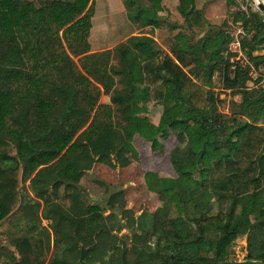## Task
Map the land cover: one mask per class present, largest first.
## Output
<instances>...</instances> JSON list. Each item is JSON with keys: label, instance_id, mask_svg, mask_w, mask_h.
I'll return each instance as SVG.
<instances>
[{"label": "trees", "instance_id": "1", "mask_svg": "<svg viewBox=\"0 0 264 264\" xmlns=\"http://www.w3.org/2000/svg\"><path fill=\"white\" fill-rule=\"evenodd\" d=\"M186 1L179 0L180 14L185 22L190 17L199 22L201 12L193 0L185 9ZM123 5L134 26H159L137 0ZM93 15L94 0H0V235L6 243L0 241V264H46L49 237L34 240L18 223L23 211L33 219L40 208L37 202L27 205L20 192L28 181L43 203L42 218L52 220L47 264H73V254L77 264H86L79 262L80 244L94 242L92 254L102 258L108 240L101 210L93 204L80 217L72 213L85 172L126 164L113 152L112 105L127 113L128 139L138 136L153 152L170 133L177 142L169 156L175 177L145 175L164 210L135 219L123 211L129 227L144 235L138 236L143 246L152 250L148 240L157 237L151 264L233 261L232 247L241 237L245 260L264 262L263 17L232 13L242 31L239 56L232 49L235 38L224 28L195 44L187 34L177 35L171 55L145 32L91 52ZM116 75L123 90L116 89ZM215 75L221 90L239 97L225 113L213 89ZM48 87L56 88L58 99L46 93ZM101 95L111 104L100 103ZM148 102L162 106L157 125L142 116ZM61 197L70 201L67 207L55 202Z\"/></svg>", "mask_w": 264, "mask_h": 264}, {"label": "rangeland", "instance_id": "2", "mask_svg": "<svg viewBox=\"0 0 264 264\" xmlns=\"http://www.w3.org/2000/svg\"><path fill=\"white\" fill-rule=\"evenodd\" d=\"M118 1L120 0H94V20L92 19L91 37L89 39L91 52L113 49L131 35L145 32L140 27H134L129 24L130 21L127 19L126 12H123L118 6ZM212 1V5L204 6L206 8V23L208 22L210 28L213 27L210 31L213 33L212 35H217L222 28L229 30L233 38L242 35L240 23L232 22V13L234 12L242 11L245 13L253 11L259 13L264 19V16L255 5L258 0H231L233 1L232 4H228V0ZM105 2H108L109 5L107 6ZM224 22L226 23L225 26H223ZM100 44L101 47L99 46ZM76 60L77 58H75ZM117 64V59L114 58L112 65L117 66ZM259 73L264 80V71L261 70ZM114 78L117 82L116 89L119 91L123 90V80L117 75ZM212 83L214 91L222 99L219 110L225 113L229 110L231 101H239V97L232 96L229 91L221 90V84L216 75L213 76ZM259 84H264V81ZM249 85L252 86L253 83L250 82ZM137 86L139 91L144 88L141 83H138ZM46 93L58 99L56 88L48 87ZM137 100L143 104L140 97ZM99 102L111 104L109 97L106 95H101ZM112 107L116 133L113 152L118 154L116 156L119 157V161L125 160L126 164L125 166L118 164L113 169L103 165H95L91 170L85 172L81 178L80 187L83 192L80 195H75L74 211L76 213L72 214L80 217L81 213L85 211L86 205L96 204L104 217L107 229L104 238L108 240L106 244L105 242L102 244L103 247L100 249V251L102 250V258L100 260L98 256L92 254L96 250V242H94L95 248L88 251L82 261H85L86 264H104L106 260L110 259L114 262L121 260L124 264H151L155 259L154 250L157 237L154 236L148 240V245H150L152 250L143 246L138 236L144 237V235L135 228L129 227L123 211H128L130 217L135 219L142 213H154L164 210L157 195L148 190L145 183V175L154 173L164 178L175 177L169 163V156L177 142L174 135L170 133L168 138H159L160 146L156 152H153L149 144L138 136L128 139L126 136L127 113L122 106L112 105ZM162 110L160 104L148 102L146 111L142 116L147 117L150 123L157 125ZM56 202L64 207L70 204V201L63 197ZM216 210V205H213L212 214H215ZM70 234L71 236L73 235L72 233ZM67 235L68 233H66V237ZM81 246L83 245L80 244V249ZM232 251L233 261L245 260V238L237 239L233 244ZM90 254H92V257H89ZM74 256L76 255L73 254L71 256V262L77 264ZM55 258L60 259L59 253L55 255Z\"/></svg>", "mask_w": 264, "mask_h": 264}, {"label": "crops", "instance_id": "3", "mask_svg": "<svg viewBox=\"0 0 264 264\" xmlns=\"http://www.w3.org/2000/svg\"><path fill=\"white\" fill-rule=\"evenodd\" d=\"M123 1L124 0L118 1L119 2L118 6L121 8V10H123V12H125ZM137 1H139L143 11L148 16L160 21V24L157 28L154 29H152L151 27L145 28L144 35L151 36L153 40L157 43V45L160 47V49H162V51L168 55H171L170 54L171 47L174 44L178 43L176 41V37L179 34H185V35L187 34L190 44H195L198 41L201 43L205 38H215L217 36V35H212L213 33H211L210 31L213 27L210 28L208 22L206 23V18H207L206 10H205L206 8L204 6L208 7L209 5H212L213 4L212 0L210 1L193 0L194 8L201 12V19L199 20V22H195L194 20H191V17L188 19L187 22H185L184 17L180 14L178 9L179 0H161V1L141 0L142 2L140 0ZM217 1L220 2L221 0H217ZM105 4L107 6L109 5L108 2H105ZM190 7H191L190 0H187L184 4V8L188 9ZM129 24L134 26L131 22H129ZM188 24H190V28L188 27ZM199 33H201L200 36ZM132 36H137V35H131L130 37ZM90 37H91V31H90ZM237 39L238 37H235V41H237ZM99 46L101 47V44ZM91 49H93V47H91ZM20 192L24 196V200L28 199L27 205L32 206L36 202L40 203V208L38 210L37 217L34 216L33 219H31V217L23 211L21 213V219L18 223L22 229L29 232L30 237L33 238L34 240L39 239L45 241V239L49 237V251L47 253V260H46V264H47L48 261L50 260L53 250V236L50 228L52 224V220L48 218L47 219L42 218L41 211H42L43 203L40 199L34 196L33 192L29 187V181L24 184V187L21 189ZM44 236L46 238H44ZM0 241L5 243L4 237L1 235H0ZM16 257H18V255H16Z\"/></svg>", "mask_w": 264, "mask_h": 264}, {"label": "water", "instance_id": "4", "mask_svg": "<svg viewBox=\"0 0 264 264\" xmlns=\"http://www.w3.org/2000/svg\"><path fill=\"white\" fill-rule=\"evenodd\" d=\"M260 10H264L263 6H259ZM95 248V244H92L90 247L88 248H84L83 246H81L80 249V256H79V262H81L84 258V256L87 254L88 251H91ZM220 264H264V262L261 261H253V260H243V261H226Z\"/></svg>", "mask_w": 264, "mask_h": 264}, {"label": "built area", "instance_id": "5", "mask_svg": "<svg viewBox=\"0 0 264 264\" xmlns=\"http://www.w3.org/2000/svg\"><path fill=\"white\" fill-rule=\"evenodd\" d=\"M255 5H256V8L260 11V13L264 16V10H260L259 9V6H263L264 7V0L256 1ZM232 49H233V51H237L239 56H241V53H240V50H239L238 41H236V43L232 45Z\"/></svg>", "mask_w": 264, "mask_h": 264}]
</instances>
